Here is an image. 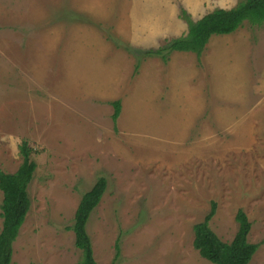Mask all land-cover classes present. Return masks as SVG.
Segmentation results:
<instances>
[{
	"label": "rangeland",
	"instance_id": "obj_1",
	"mask_svg": "<svg viewBox=\"0 0 264 264\" xmlns=\"http://www.w3.org/2000/svg\"><path fill=\"white\" fill-rule=\"evenodd\" d=\"M239 1L0 0V171L24 142L37 164L12 264H78L69 228L101 177L97 264H213L193 230L213 202L212 230L230 243L243 210L264 264V25L213 36L200 59L146 55L186 34L185 16Z\"/></svg>",
	"mask_w": 264,
	"mask_h": 264
},
{
	"label": "trees",
	"instance_id": "obj_2",
	"mask_svg": "<svg viewBox=\"0 0 264 264\" xmlns=\"http://www.w3.org/2000/svg\"><path fill=\"white\" fill-rule=\"evenodd\" d=\"M188 31L181 37L172 40L168 46L158 50H149L147 56L161 55L165 61L168 56L164 51L192 52L200 59L213 36L231 35L245 23L261 27L264 25V0H240L231 8H218L197 21L185 16ZM113 121L117 123L122 111V103L117 100ZM23 161L18 170L11 174L0 171V191L3 199L0 229V264H12L13 247L31 210L29 186L34 180L37 164L32 159L34 153L27 142L20 146ZM108 186L106 178L97 180L94 187L81 197L74 216L73 225L69 228L75 236L76 247L81 251L78 264H97L87 224L94 210L100 204ZM217 204L212 203L210 213L204 221L195 224L194 248L200 256L213 264H250L260 245L249 241L252 224L246 213L239 210L236 216L238 231L230 243L223 242L212 230L210 223L216 214ZM117 256L119 246L117 245Z\"/></svg>",
	"mask_w": 264,
	"mask_h": 264
}]
</instances>
